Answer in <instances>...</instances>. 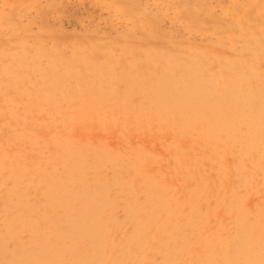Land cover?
<instances>
[{"label":"rangeland","instance_id":"1","mask_svg":"<svg viewBox=\"0 0 264 264\" xmlns=\"http://www.w3.org/2000/svg\"><path fill=\"white\" fill-rule=\"evenodd\" d=\"M23 1L3 0L0 4V104L5 98L6 106L24 107L26 101H33V113H38L36 107L55 104L61 110L36 116L18 136L3 138L10 133L0 131V264H94L95 255L103 252L101 264L116 260H123L122 264H264V232H256L261 223L239 224L253 242L238 253L232 249L237 241L228 233L238 206L252 211L259 204L260 188L245 186L238 199L237 195L226 196L215 203L211 192L217 186L211 182L196 200V194L184 193L189 197L185 208L171 219H183V229L174 233L162 229L166 222L158 209L144 208L143 213L152 219L149 231L134 236L135 225L128 224L120 210L129 195L141 194L144 176L159 175L176 195L181 194L180 178H188L190 172L182 162L183 167L176 169L183 173L171 170L172 158L180 157V149L195 155L200 166L208 162L211 151L219 150L213 138L216 131L210 135L194 120L178 135L157 122L142 126L139 110L147 107L152 99L148 95L156 86L173 74L155 67L159 58L172 59L174 49L185 45L198 52L209 41L223 42L219 51L226 59L235 60L241 51L261 52V42L246 50V35L227 41L229 35L224 32L234 21L230 16L248 19L246 12L260 11L258 0H235L234 5L232 0H32L22 9ZM215 28L224 32V41L210 33ZM23 49L60 56L59 64L31 60V65L47 73L51 68L58 72L55 76L62 79L55 85L77 92L73 104H62L61 96L46 100L39 87L47 83H32L21 74L16 75L23 85L21 91L11 88L6 81L13 77L10 62ZM258 68L264 72V57ZM69 69L72 77L65 78ZM154 109L170 108L164 104ZM262 126L256 123L253 128ZM199 132L211 138L206 140ZM225 157L218 160L227 162ZM141 161V168L136 169L133 162ZM228 164L232 166V162ZM80 170L89 180L95 174L104 178H111L114 172L124 174L118 187L126 176L140 174L132 190L125 189L120 197L114 187L104 190L106 224L101 234L95 233L87 213L77 209L84 195L94 191L76 189V184L63 189L60 183L61 175H76ZM226 186L234 188L230 182ZM100 237L104 243L98 246L96 238ZM218 241H223L224 250L217 248ZM242 254L245 258L240 263Z\"/></svg>","mask_w":264,"mask_h":264},{"label":"bare ground","instance_id":"2","mask_svg":"<svg viewBox=\"0 0 264 264\" xmlns=\"http://www.w3.org/2000/svg\"><path fill=\"white\" fill-rule=\"evenodd\" d=\"M31 1L24 0L21 3L22 9L28 8ZM234 1L232 0L233 5ZM2 2L3 0H0V4ZM258 6L260 11L252 15L249 12L245 13L248 19H234L230 16V20L234 21L227 25L229 29L224 32L229 35L227 41H235L237 39L236 35L241 38L246 35V50H249L251 45L256 47L261 42L263 47L261 52L257 53V49L255 50L257 54H248L241 51L240 57L235 60L226 59L221 56L219 51V47L223 45V42L219 41L212 44L209 41L208 46L198 50V52H194V49L189 48L188 45H185V48L176 47L173 51L176 54L172 59H164L161 56L155 65V67L164 68L165 71H170L173 74L156 86L155 91L148 95L152 99H149L147 107L139 110L142 126L150 127L157 122L170 129L173 135H178L186 132L184 128L191 124V120H194V124L195 122L199 123L200 129H208L210 135L216 131L213 138L219 144V150H214V147H212L214 151L210 152V155L207 156L208 162L204 161L202 166L198 164L195 155H189L184 149L179 150L178 155L180 157L172 158L171 170L175 174H181L182 171L176 169V167H183V164H180L182 162L188 164L187 170L190 172L189 174L185 170L188 178H180L182 191L179 195H176L172 189L167 187L163 177L156 175L155 178H146L144 176L145 179L140 184L144 187L141 194L134 198L129 195V201L123 203L120 208L125 221L130 225H135L134 236H142L149 231V223L152 222V219L149 215L143 213L144 208H154L161 212L165 219L162 222H166L165 227L162 226L163 230L168 229L172 233L178 230L181 231L183 226L180 221H183V219L178 222H172L171 219L176 211L185 208L189 197L185 196L184 193L196 194V200L199 198L200 191L205 190L210 182L217 186V189L211 192L214 203L217 202L218 198L226 196L237 195L238 199L241 195L240 190H243L242 188L245 186L250 187V189L260 188L262 190L259 204L253 207L252 211L243 210L244 206H238L237 212L232 218V222L235 224L229 232L226 231L232 239L237 241V244L232 245V249L236 251L235 253L245 250V247L253 242L247 233L248 230L241 229L239 224H252L254 226L261 223L262 226H259L256 232L258 235L264 232V126L253 128L256 123L264 124V72H259L260 69L258 68L264 57V34L261 33V30L264 29V0H258ZM166 11L169 12L170 9H166ZM257 15H259L258 20L254 19ZM185 27L189 29L190 35H193L190 27ZM256 27H258L257 30L252 31ZM224 32H221L219 28L210 31L216 39L223 41L225 40ZM20 40L24 41L25 38L23 37ZM25 59V62L28 63H25L24 67ZM31 60H44V62L48 61L51 64H59L60 56H47L45 53H39L38 51L32 54L23 49L17 55L16 60L10 62L11 67H9V70L13 77L6 78L7 83L13 90L21 91L23 88L20 79L16 77L17 74H21L32 83L37 81L47 83V85L39 87L46 100L61 96L62 104L67 105L73 104L77 100V92H68L63 87L55 85L56 82H60L62 79L61 76H55L58 72L52 68L49 73L33 68ZM227 60L230 62L226 63ZM174 68H177L176 72L173 70ZM63 76L65 78L72 77L71 69L64 72ZM173 86L174 88H172ZM4 100L0 104V131L9 132L10 134L2 135L3 138L20 135V133H23L24 127L28 126L29 123H34L36 116L54 115L56 110H61V107L55 104L53 107H45L44 109L36 107L34 111H38V113H33L31 107L34 104L33 101H26L24 107H16L12 103L6 106L7 100L5 98ZM164 104L170 109L164 111L154 109L156 106L161 108ZM80 112L84 111L80 110ZM133 121H136V118ZM193 128L197 131L195 127ZM217 128L219 130H216ZM238 129H243L245 132L239 133ZM211 130L213 132H210ZM198 135L206 138V140L211 138L202 132H199ZM225 155L227 156L225 157L226 161L228 163L232 162V166L227 162L218 160L220 156L224 157ZM201 156L204 160V155L201 154ZM142 163L143 161L133 162L136 169H140ZM114 173L111 178H104L99 174H95V177L91 180L86 177V173L82 170L78 171L76 175L69 173L66 176H60L63 189L72 186L71 184H76V186H79L76 189L94 191V193L84 195L82 205L78 206L77 209L87 213L86 218L94 224L93 230L97 234L105 231V228H103V224H106L105 214L102 208L105 204L104 199L107 191L104 190L114 187L117 190V197H120V193L125 189H128V192L130 189L132 190L134 180L140 178V174L134 172L130 175V178L126 176L123 179L122 187H118L120 178L124 177V174L120 176L116 172ZM226 182L232 184L233 190H228ZM89 184H92V187ZM251 212L252 216L250 218L249 214ZM96 240L98 246L103 245V237L96 238ZM218 242L217 248L224 250L223 241ZM143 250H140L141 254ZM82 251L86 254L88 252L87 250ZM261 253L264 255L263 250ZM103 255L104 252L96 254L94 264H101ZM122 257H124V254H122ZM244 258L245 254H242L240 263L243 262ZM144 259L145 256L140 261ZM122 262L123 260H116L111 264H122Z\"/></svg>","mask_w":264,"mask_h":264}]
</instances>
